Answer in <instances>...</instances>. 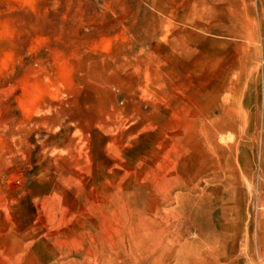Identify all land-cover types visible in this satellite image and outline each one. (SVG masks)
I'll return each mask as SVG.
<instances>
[{
  "label": "rangeland",
  "instance_id": "obj_1",
  "mask_svg": "<svg viewBox=\"0 0 264 264\" xmlns=\"http://www.w3.org/2000/svg\"><path fill=\"white\" fill-rule=\"evenodd\" d=\"M264 264V0H0V264Z\"/></svg>",
  "mask_w": 264,
  "mask_h": 264
},
{
  "label": "bare ground",
  "instance_id": "obj_2",
  "mask_svg": "<svg viewBox=\"0 0 264 264\" xmlns=\"http://www.w3.org/2000/svg\"><path fill=\"white\" fill-rule=\"evenodd\" d=\"M184 255H177L176 264H198L196 257H192V252L183 253Z\"/></svg>",
  "mask_w": 264,
  "mask_h": 264
}]
</instances>
